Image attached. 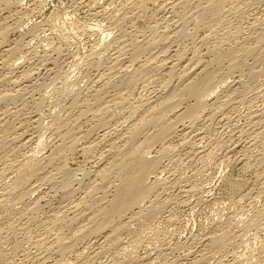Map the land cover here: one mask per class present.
I'll use <instances>...</instances> for the list:
<instances>
[{"label":"rangeland","instance_id":"374dc122","mask_svg":"<svg viewBox=\"0 0 264 264\" xmlns=\"http://www.w3.org/2000/svg\"><path fill=\"white\" fill-rule=\"evenodd\" d=\"M19 3L0 0V264H264V0ZM209 72L216 95L182 121ZM177 93L131 144L160 162L150 197L106 225L102 172Z\"/></svg>","mask_w":264,"mask_h":264},{"label":"bare ground","instance_id":"6f19581e","mask_svg":"<svg viewBox=\"0 0 264 264\" xmlns=\"http://www.w3.org/2000/svg\"><path fill=\"white\" fill-rule=\"evenodd\" d=\"M19 1H21V0H3V3L6 5V7L8 8V7H10V6H17L18 4H20V3H22V2H20L19 3ZM24 1V0H23ZM176 4V3H175ZM9 9V8H8ZM174 11V10H173ZM10 12V11H9ZM12 21V20H11ZM20 23V22H19ZM19 23H17V24H19ZM171 24V23H170ZM177 27H178V25H177ZM180 27V26H179ZM5 28H7V27H5ZM9 30H10V28H8ZM8 30V31H9ZM7 29H6V34H8L7 32ZM168 32V31H167ZM178 33V32H177ZM4 35V34H3ZM169 37V36H168ZM160 38V37H159ZM164 39V38H163ZM159 41V40H158ZM148 43V42H147ZM156 44V43H155ZM154 45V43L152 44V46ZM160 45V44H159ZM147 48V47H146ZM168 49V48H167ZM18 50V49H17ZM53 50V49H52ZM145 51V50H144ZM19 52V51H18ZM17 52V53H18ZM119 53V52H118ZM13 54V53H12ZM157 54V53H156ZM232 54V53H231ZM44 56V55H43ZM230 56H232L233 57V55H228V58L230 57ZM118 57V56H117ZM153 57V56H152ZM159 57V56H158ZM156 58V57H155ZM231 58V57H230ZM136 59V58H135ZM170 60V59H169ZM233 60H234V58L232 59V60H230V61H232L233 62ZM238 60V59H237ZM241 60V59H240ZM200 61V60H199ZM202 61V60H201ZM216 61V60H215ZM219 61V60H218ZM133 62V61H132ZM140 62V61H139ZM232 62H230V63H232ZM191 63H192V61H191ZM221 63V62H220ZM7 64V63H6ZM133 64V63H132ZM165 64V63H164ZM178 64H179V62H178ZM219 64V63H218ZM234 66L233 67H235V65H236V63H232ZM8 65V64H7ZM160 65V64H159ZM172 65V64H171ZM208 65V64H207ZM220 65V64H219ZM218 65V66H219ZM187 66V65H186ZM185 66V67H186ZM198 66V65H197ZM230 66H232V65H230ZM237 66V65H236ZM240 66V65H239ZM34 67V66H33ZM158 67V66H157ZM173 67V66H172ZM176 67V66H175ZM196 67V66H195ZM199 67V66H198ZM233 67H231V69H234ZM13 68V67H12ZM132 68V67H131ZM239 68V67H238ZM194 69V68H193ZM236 69V68H235ZM234 69V70H235ZM150 71V70H149ZM16 72V71H15ZM166 72V71H165ZM185 73V72H184ZM193 73V72H192ZM217 73V72H216ZM209 74V75H208ZM25 75V74H24ZM23 75V76H24ZM27 75V74H26ZM169 75V74H168ZM205 75V77H204V79L203 80H199V81H197L196 83H191V85L189 86V87H187V89L185 90V87L183 88V90H185L184 92H183V90H181L182 92H183V96L182 97H184V96H187L188 98H191V99H193V100H195V104L196 105H194V106H191V108L189 107V108H187V110L184 112V115H183V118H181L182 119V121L183 120H185V117H187L188 119L190 118H198V117H200L199 116V113H200V110L201 109H206V102H207V100H209L208 98H211L212 97V95H214V93H215V95H216V92L214 91V90H216V89H214L215 88V86L214 85H216L215 83H217V82H215V80H214V78H215V76H213V73H211L210 74V72L209 73H207V74H204ZM217 75V74H216ZM13 76V75H12ZM121 76V75H120ZM231 76V75H230ZM213 77V78H212ZM104 78V77H103ZM132 78V77H131ZM235 78V77H234ZM29 79V78H28ZM223 79V78H222ZM101 80V79H100ZM234 80V79H233ZM1 81V80H0ZM12 81V80H11ZM20 81V80H19ZM29 81V80H28ZM130 81V80H129ZM129 81L127 82V84L126 85H128V83H129ZM225 81V80H224ZM213 82H215L214 83V85H213ZM12 83V82H11ZM20 83V82H19ZM131 83V82H130ZM220 83V82H219ZM219 83H217V85L219 86ZM1 84V83H0ZM13 84V83H12ZM124 84V83H123ZM222 85H223V83H221ZM227 84V83H226ZM16 85V84H15ZM113 85V84H112ZM173 85V84H172ZM221 86V85H220ZM110 87V86H109ZM214 87V88H213ZM224 87V86H223ZM223 87H221V88H223ZM172 88V87H171ZM218 89V88H217ZM179 90V89H178ZM2 92V91H1ZM103 92V91H102ZM174 93H175V91H173ZM177 92V91H176ZM181 92V93H182ZM236 92V91H235ZM4 93V92H3ZM180 93V92H179ZM218 93H220V92H218ZM21 94V93H20ZM5 95V94H4ZM3 95V96H4ZM171 95V94H170ZM169 96V95H168ZM32 97V96H31ZM176 97H179L178 96V93H177V95L176 96H169V98L167 99V96H166V98H164L163 100H165V102H163L162 103V105H160V108H158V110L157 109H155V111H152V112H156L155 113V118L154 117H151V116H149V117H151V118H154V119H152V121L150 122V123H142L143 122V120H142V122H140L141 124H143V126H140V128H134L135 130H133L131 133H128V134H130V141H131V143H129L130 144V146H129V144H127L128 146L126 147V149L127 150H125V152H123V159H121V158H119V156H118V158L120 159V161H119V159L118 160H115V161H113L114 162V164L113 165H111V167L109 166V168H112V170H110V169H108V170H110V172H108L106 169V171H105V173L104 172H102L101 174L103 175L102 177H104V178H108V176L109 175H111L112 176V174L114 175V174H116L117 175V178H118V183H119V185L118 186H116L115 187V190H116V192H115V195L113 196L112 195V197H113V199L110 201V207L109 206H107V207H109V209H105L106 211H103V213H104V217L103 216H101V217H103L102 219H103V223H105L106 225H109L110 226V224H111V221H112V219L113 218H115L116 216H117V218H120V217H118V216H121L123 213H125L126 211L128 212L129 210H132L135 206H140L142 203H145V201L146 200H148V198L150 197L149 195H150V193H152V189H153V186H155V185H152V184H146L147 182H148V180L150 179L149 177V175L150 174H153V176H154V174H156L155 172H156V170H158V166H159V160L158 159H156V158H148L147 156H145L144 155V153H146L145 151H143V150H145V149H143L145 146H147V145H145L144 147H142V146H140L141 144L140 143H137L136 141L138 140H140V139H138V138H141V137H139L140 136V134L141 133H143L144 131V129L146 128V127H153L154 128V126H156V127H158V125H159V123L162 121V120H167V119H163L164 117H165V114H166V112H172V114H174V112L176 111V109L177 108H179V105H181L183 102L182 101H184V100H182L183 98L182 97H180V98H182V99H179V100H181L180 102H182L181 104H179L178 105V103L176 102V99H178V98H176ZM187 97H185V98H187ZM217 97V96H216ZM215 97V98H216ZM231 97V96H230ZM99 98H100V96H99ZM227 98V97H226ZM17 99V98H16ZM103 99V98H102ZM108 99V98H107ZM113 99V98H112ZM187 100V99H186ZM228 100V99H227ZM1 101V100H0ZM6 101V100H5ZM225 101V100H224ZM234 101V100H233ZM155 102V101H154ZM179 102V101H178ZM103 103V102H102ZM177 103V104H176ZM233 103V102H232ZM144 104V103H143ZM149 106V105H148ZM208 106V105H207ZM211 106V105H210ZM113 107V106H112ZM203 107H205V108H203ZM215 107V106H214ZM127 109V108H126ZM152 109V108H151ZM214 109V108H213ZM225 109V108H224ZM102 111H104V110H102ZM203 111V110H202ZM204 112H205V110H204ZM14 113V112H13ZM151 113V112H150ZM202 113V112H201ZM8 114V113H7ZM12 114V113H11ZM168 114H170V113H168ZM203 114V113H202ZM98 115V114H97ZM117 115V114H116ZM153 115V114H152ZM94 116V115H93ZM202 116V115H201ZM213 116V115H212ZM147 117V116H146ZM179 117V116H178ZM178 117L176 118V119H178ZM181 117V116H180ZM179 117V118H180ZM207 117V116H206ZM250 117V116H249ZM187 118H186V120H187ZM65 119V118H64ZM94 119V118H93ZM144 119V118H143ZM147 119V118H146ZM181 119H178V120H176L177 122H179V120H181ZM189 119V121H193V119H191L190 120ZM133 120V119H132ZM195 120H197V119H195ZM60 121V120H59ZM168 121V120H167ZM6 122V121H5ZM38 122V121H37ZM147 122H149V120L147 121ZM164 122V121H163ZM181 122V121H180ZM194 122V121H193ZM139 123V125H141ZM172 123V122H171ZM170 123V124H171ZM176 123V122H175ZM183 123V122H182ZM23 124V123H22ZM162 124V123H161ZM170 124H168V127L170 126ZM179 124V123H178ZM192 124V123H191ZM136 126V125H135ZM134 126V127H135ZM183 126H184V124H183ZM137 127V126H136ZM162 127V126H161ZM173 127V126H172ZM172 127H170V128H172ZM174 127H175V124H174ZM170 128H167L168 130H170V131H172ZM193 128V127H192ZM65 129V128H64ZM156 129V128H155ZM154 129V130H155ZM166 128H164V127H162V128H160L159 130H157L156 132L157 133H154L155 135L153 136V135H151L150 137L151 138H149V135H147L148 137H145L144 139H146L145 140V142L147 141L148 143V146H149V148H151V146L150 145H153L154 143H159V142H161V144H163L164 143V141H166L167 140V138L170 136V134H169V131L167 130ZM153 130V129H152ZM153 130V131H154ZM5 131V130H4ZM3 131V132H4ZM59 131V130H58ZM186 131V130H185ZM7 132V131H6ZM177 132V131H176ZM90 133V132H89ZM146 133V132H145ZM172 133V132H171ZM2 134V133H1ZM7 134V133H6ZM68 134V133H67ZM79 134V133H78ZM242 134V133H241ZM125 135V134H124ZM243 135V134H242ZM260 135H262V134H260ZM68 136V135H67ZM144 136V135H143ZM41 137V136H40ZM54 137V136H53ZM70 137V136H69ZM99 137V136H98ZM120 137H122V136H120ZM204 137V136H203ZM4 138V137H3ZM202 138V137H201ZM149 139V140H148ZM18 140V139H17ZM76 140H78V139H76ZM104 140V139H103ZM172 140V139H171ZM16 141V140H15ZM31 141V140H30ZM144 141V140H143ZM183 141V140H182ZM2 142V141H1ZM14 142V141H13ZM28 142V141H27ZM85 142V141H84ZM137 143V144H140L139 145V147L138 146H136V147H134L135 145H131V144H133V143ZM128 143V142H127ZM40 144V143H39ZM115 144V143H114ZM142 144H144V143H142ZM2 145L3 144H1L0 145V147L2 148ZM156 145V144H155ZM172 145V144H171ZM253 145V144H252ZM6 146V145H5ZM21 146V145H20ZM113 147V146H112ZM154 147V146H153ZM250 147V146H249ZM148 148V147H147ZM70 149V148H69ZM152 149V148H151ZM168 149V148H167ZM167 149L165 150V152L167 151ZM60 150V149H59ZM170 150V149H169ZM118 151V150H117ZM170 152V151H169ZM241 152V151H240ZM54 153V152H53ZM148 153H146V155H147ZM168 154V152H166V154L165 155H167ZM64 155V154H63ZM117 155V154H116ZM50 156V155H49ZM159 156V155H158ZM120 157H122V156H120ZM163 157V156H162ZM2 159V158H1ZM102 159V158H101ZM113 159V158H112ZM32 160H34V159H32ZM241 160V159H240ZM54 161V160H53ZM107 162V161H106ZM38 163V162H37ZM38 164H41V163H38ZM31 165V164H30ZM29 165V166H30ZM33 165V164H32ZM49 165V164H48ZM110 165V164H109ZM41 166V167H40ZM40 166H36V168H32V166H31V168L29 169V170H25V168H24V170L22 171L21 170V168H20V170H19V172H18V177H16L17 178V180H15V182H16V184L14 185V188H15V186H16V188L17 187H20L22 184L21 183H23V182H25L26 180L28 181V182H30V180L31 179H33L32 177L34 176V173H35V175L36 174H38L37 172L38 171H40V172H42L41 170H38L37 168H42V165H40ZM24 167H27V165H24ZM22 169H23V167H22ZM28 169V168H27ZM35 169H36V171H35ZM42 169H44V168H42ZM165 169V168H164ZM103 170V169H102ZM22 171V172H21ZM47 171V170H46ZM160 172V171H159ZM3 173V172H2ZM47 175V174H46ZM3 177V176H2ZM35 177H37V176H34V178ZM56 177V176H55ZM110 177V176H109ZM114 177V176H113ZM96 178H98V177H96ZM116 178V177H115ZM109 179V178H108ZM108 179H106V181L108 180ZM104 180V179H103ZM117 180V179H116ZM13 181V180H12ZM105 182V181H104ZM111 182V181H110ZM152 182V181H151ZM155 182H157V181H155ZM14 183V182H13ZM48 183V182H47ZM50 183V182H49ZM105 183H107V182H105ZM51 184V183H50ZM96 184V183H95ZM102 185H104V184H102ZM152 185V186H151ZM4 186V185H3ZM110 186V185H109ZM12 187V186H11ZM15 188V189H16ZM31 188V187H30ZM15 189H13L12 188V191H11V193L13 192V190H15ZM34 189V188H33ZM28 190V189H27ZM40 190V189H39ZM100 190V189H99ZM114 190V191H115ZM156 190V189H155ZM106 191V190H105ZM154 191V190H153ZM93 192V191H92ZM34 193H36V192H34ZM20 194V193H19ZM31 194H32V192H31ZM159 195V194H158ZM27 196H29V194L27 195ZM245 196V195H244ZM8 197V196H7ZM104 198V197H103ZM22 199H24V198H22ZM21 199V200H22ZM85 199V198H84ZM83 199V200H84ZM92 199V198H91ZM13 200V199H12ZM109 203V202H108ZM37 204V203H36ZM90 204V203H89ZM77 206V205H76ZM5 208V207H4ZM21 209V208H20ZM81 209V208H80ZM104 209V208H103ZM19 210V209H18ZM143 210V209H142ZM102 212V210L100 211V213ZM63 213V212H62ZM103 213H101V214H103ZM140 214V213H139ZM5 216V215H4ZM55 216V215H54ZM81 216V215H80ZM106 218V219H105ZM97 219V217L95 218V221H97L96 220ZM106 221H105V220ZM116 219V218H115ZM105 221V222H104ZM88 222V221H87ZM61 223H63V222H61ZM113 223L114 222H112V224L111 225H113ZM64 225V224H63ZM101 225H103V224H100V227L101 228H107V227H109V226H101ZM96 226V225H95ZM99 226V225H98ZM97 227V226H96ZM100 227H97V228H100ZM100 228V229H101ZM100 229H98L99 231H100ZM99 231H97V229H95L94 228V230H93V232H92V234H96L97 232H99ZM118 231V230H117ZM96 232V233H95ZM113 232V231H112ZM84 234V233H83ZM91 234V233H90ZM85 235V234H84ZM84 235L82 236V237H84ZM111 237H112V235H111ZM107 243V242H106Z\"/></svg>","mask_w":264,"mask_h":264}]
</instances>
